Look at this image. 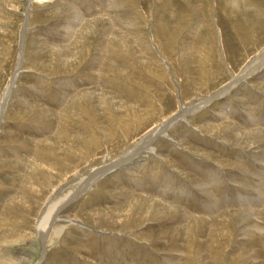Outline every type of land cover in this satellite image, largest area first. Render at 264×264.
<instances>
[{
	"label": "rangeland",
	"instance_id": "1",
	"mask_svg": "<svg viewBox=\"0 0 264 264\" xmlns=\"http://www.w3.org/2000/svg\"><path fill=\"white\" fill-rule=\"evenodd\" d=\"M0 264H264V0H0Z\"/></svg>",
	"mask_w": 264,
	"mask_h": 264
},
{
	"label": "bare ground",
	"instance_id": "2",
	"mask_svg": "<svg viewBox=\"0 0 264 264\" xmlns=\"http://www.w3.org/2000/svg\"><path fill=\"white\" fill-rule=\"evenodd\" d=\"M24 56V55H23ZM22 58V57H21ZM21 58H20V60H21ZM24 58V57H23ZM22 62V61H21ZM22 66V65H21ZM21 72V71H20ZM235 76V75H234ZM246 77H248L247 76V73H244V75L242 74L241 76H238V77H236V78H234V80L231 82V83H229L226 87H224V89H223V91H220L217 95H214V96H211V97H209V98H207V99H210V100H213V99H215L220 93H222V92H224V94L228 91V90H230L231 89V87L233 86V85H236V83L238 84L240 81H242V80H244V78H246ZM230 85H231V87H230ZM182 94V93H181ZM221 96V95H220ZM205 97L204 98H198L196 101H193V102H191L190 104H184L183 105V107H182V112L181 113H177L175 116H174V118H170L169 120H167L168 122H166V123H164V125L163 126H161V127H159L158 129H157V132L158 131H160L161 129H163V128H165L167 125H173V123H175L176 121H178V120H180V119H182V118H184L183 116L184 115H186V114H189V112L191 111V109H195V110H199L200 108H202L204 105H206V104H208L209 102H210V100L208 101ZM180 112V111H179ZM192 126V125H191ZM191 128H193V127H191ZM112 129V128H111ZM111 129H110V131H111ZM166 130V129H165ZM169 130V129H168ZM197 130V129H196ZM199 130V129H198ZM107 131V130H106ZM109 132V131H108ZM213 133V132H212ZM116 134V133H115ZM167 135V134H166ZM94 141V140H93ZM152 149H153V147H151ZM154 150V149H153ZM153 152V151H152ZM43 154V153H42ZM50 154V153H49ZM71 154V153H70ZM69 154V155H70ZM106 154V153H105ZM51 155V154H50ZM53 155H54V153H53ZM100 155V154H99ZM104 155V154H103ZM130 155H132V154H130ZM45 156H47V155H45ZM61 156V155H60ZM68 156V155H67ZM107 156V155H106ZM50 157V156H49ZM53 157V156H52ZM59 157V156H58ZM64 157V156H63ZM73 157V156H72ZM133 157V156H132ZM67 158V157H66ZM123 158H125V157H123ZM45 159H46V157H45ZM48 159H50V158H48ZM63 159V158H62ZM61 159V160H62ZM47 160V159H46ZM64 160H66V161H68L67 159H64ZM54 162H55V160H54ZM69 162V161H68ZM60 163V162H59ZM65 163V162H64ZM61 164V163H60ZM113 164V163H112ZM41 165V164H40ZM42 166V165H41ZM68 166H70V165H68ZM44 167V166H43ZM41 169V168H40ZM59 169V168H58ZM63 172H64V170H63ZM66 173V172H65ZM114 173V172H113ZM41 176V175H40ZM76 176V175H75ZM87 183V182H86ZM56 187H58V186H56ZM56 190V189H55ZM54 190V191H55ZM80 190H85V188L83 187V188H81V189H79L78 191H77V193H79V191ZM74 192V191H73ZM32 193V192H31ZM52 193V192H51ZM57 194V193H56ZM52 195H54V194H52ZM86 195V194H85ZM78 196V195H77ZM51 197V196H50ZM71 197V196H70ZM64 198H66V197H64ZM51 199H52V197H51ZM58 198H56L54 201H56ZM61 199H62V197H61ZM60 199V200H61ZM76 199V198H75ZM53 202V201H52ZM52 202H51V204L49 205V209H47V211H46V213H45V215H43L42 217H40L41 219L39 220V227H41L42 226V223H44L45 221L47 222V223H49V222H51V220L53 221V219L55 218V215L57 214V212H56V210L57 209H53L52 208V206L51 205H53L52 204ZM54 203V202H53ZM137 205V204H136ZM133 208V207H132ZM113 215L110 213V215H107V220H109V221H111V219L113 218L112 217ZM129 218H131V217H128L127 218V220H125V221H128L129 220ZM121 222H123L122 220H119V223H121ZM6 263V262H5Z\"/></svg>",
	"mask_w": 264,
	"mask_h": 264
}]
</instances>
